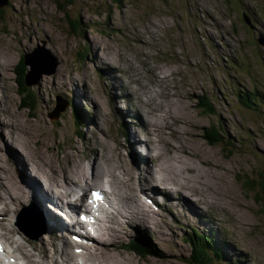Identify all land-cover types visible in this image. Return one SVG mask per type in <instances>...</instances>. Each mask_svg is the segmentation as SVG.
<instances>
[{"label":"rangeland","instance_id":"374dc122","mask_svg":"<svg viewBox=\"0 0 264 264\" xmlns=\"http://www.w3.org/2000/svg\"><path fill=\"white\" fill-rule=\"evenodd\" d=\"M114 1L74 0L71 11L66 12L65 9L64 12L53 0H9L8 6L0 11V72L4 75L0 78V102L4 107H0V121L5 126L16 124L14 129L0 128V143L8 141L10 149L17 151L21 148L12 140L9 132L25 148L30 144L27 139H22L23 132L36 131L35 137L44 139L37 144L39 150L34 143L35 138H31L32 152L21 150L28 154L29 161L32 159L40 167L43 162L41 158L51 155L66 165L87 166L90 155L91 160L95 159L96 146L101 157L108 156L113 163H120L115 156L117 152L127 155L132 161L130 150L125 149L127 140L129 143V136L137 140L145 137V129L137 126V118L134 122L138 124L124 129L122 122L126 119L122 118L121 122L118 111L126 118L127 113L135 116L134 109L142 112L149 109L136 98L144 95L135 79L138 78L144 86L148 85L145 90L157 97L152 101L157 102L151 108L160 103L162 111L167 112L168 116H178L174 112L179 109L175 101L182 102L181 96H186L183 104L185 110L181 112L182 118L179 120L186 122L181 128L185 134L179 136L168 130L169 141L175 146H181L183 141L197 156L199 164L196 159L190 160L202 167L212 184L211 189L218 195L222 207L207 204L202 196H197L201 199L200 203H206L210 208V228L221 235L212 232L220 238L226 237L230 244L236 240L248 252L242 253L231 246L230 260L237 258V264H264V194L260 186L254 191L246 187V182L251 179L262 180L259 174L264 171V0ZM60 2L64 3L63 0ZM243 7L254 25L253 29L241 14ZM76 19L81 20L82 28L74 32L70 23ZM90 22L95 24L92 30L84 27ZM39 45L48 51L47 69L52 67L53 61L58 63L56 73L42 75L39 80L37 76L31 78L32 82L38 80V84L29 87L25 97L28 100L30 92L38 100V105L32 101L35 109L31 105L18 107L23 100L19 94L22 87L18 81L21 58L25 51L32 52ZM95 56H103L99 60L103 63L96 65L92 62ZM107 62L119 68L116 72L118 82L109 77L104 80ZM165 70L168 75L173 74L169 81L161 79ZM157 72L162 73L161 78L155 77ZM74 73L79 80V88H83L86 82L93 89L96 100H91L92 96L88 92L90 99L86 102L82 100L85 111L89 113L85 130H80L74 124L67 106L66 111L56 116L68 104V94L63 93L64 84L70 81ZM110 86H121L120 90H116L120 100L115 99ZM249 91L257 96L253 97ZM128 92L133 95L130 96ZM37 94L43 99L39 101ZM169 94H176V98ZM207 98L213 102L215 111H207L206 105L202 104L206 103ZM59 100L61 107L58 106ZM99 102L101 105L103 103L102 110L97 109ZM241 102L260 106L261 109H246ZM121 107L124 109L121 110ZM6 111H11L14 118L11 114L7 116ZM54 112L56 114L53 117ZM97 124L103 127L102 132L96 128ZM215 127L223 132L224 140L229 138L228 143L232 140L231 145L224 141L214 145L208 141L206 134ZM224 127L228 132L224 131ZM97 136L105 138L108 145H96L94 150H90L88 141L95 142ZM46 139L50 149L44 144ZM133 146L137 151L138 147L135 144ZM150 156L146 154L148 159ZM143 159L140 155L142 173L150 166L146 158ZM7 169L3 174L0 172V186L6 191L7 188L3 187L6 180L1 179L2 175L4 178L11 175L20 178L9 165ZM136 187L141 189L140 186ZM209 192L207 190L206 194ZM25 204L31 207V203ZM172 213L180 220L178 223L172 216L168 217L177 225L180 243L184 235L194 237L191 228L201 230L205 237L210 234L197 225L198 217L190 222L185 219L189 220L186 214L185 218H180ZM215 217L221 220L220 224L212 221ZM12 219L7 223L11 229ZM18 237L13 235L15 241L22 243ZM130 239L131 236H128L125 243ZM152 240L158 246L157 238ZM162 247L166 248L164 245ZM135 249L131 243L123 251L115 247L114 257L126 258L134 264L216 262L208 253L204 254L202 261L185 242L179 248L183 251L167 249L174 254L169 252L163 260H141ZM15 256L20 257L17 254ZM56 259H61L58 254ZM20 262L23 264L24 260Z\"/></svg>","mask_w":264,"mask_h":264},{"label":"bare ground","instance_id":"6f19581e","mask_svg":"<svg viewBox=\"0 0 264 264\" xmlns=\"http://www.w3.org/2000/svg\"><path fill=\"white\" fill-rule=\"evenodd\" d=\"M96 46L97 45L94 46V51H96ZM102 57L95 56L92 62L96 65L99 63L102 64L103 62H99ZM118 69L119 68L107 62V65L104 67V70H107V72H104L105 77H109L112 81L116 82L118 80L116 75ZM160 74L162 73H155V77L161 78ZM162 75V80L169 81L173 74L168 75V72L165 70ZM2 76L4 75L0 72V78ZM78 82L79 80L74 73L70 81L65 82L64 92L68 93L70 98L83 99L85 102L87 99H90L88 97L89 94L92 96L91 100L96 102L93 89L90 88L86 82L83 88H79ZM135 83L140 86L139 90L143 92L145 97L139 96L136 98L149 109L145 112L134 109L136 113L134 114L137 118V122L140 124L139 126L141 128L143 127L142 124L145 126L146 137L143 141L148 145L149 150L152 152L153 159L155 160L153 166L150 167L147 165L148 169L145 170V175L140 171V168H138V151L133 149L134 144L141 146L142 142L136 140V138L132 136H130L129 148L131 151H129V155L134 157L136 164L134 160L130 161L127 155H123L122 153L118 154V152L115 156L120 163H113V160L108 158V156L101 157V153L97 151L96 145H108V143L105 138L102 139V137L99 136L96 137L95 142L92 140L88 141L90 145L89 149L94 150L96 146L95 150L97 153L94 150L95 159L92 160L90 159L91 155L90 157L86 156L88 157L87 166L83 164H77L75 166H71L70 164L66 165L61 162L60 159L57 160L55 155L41 158L43 161L41 167L38 166L36 162L32 161V159V162L29 161L28 154L21 153L18 150H27V153L28 151L32 152L31 143H33V141L31 142V138H35L34 143L36 146L40 141L44 140L40 136L35 137L36 131L29 133L23 132L22 139H27V142L30 144L25 146V148L22 142L9 132L12 140L16 141L21 148L17 151L10 149L8 141H5L3 144L0 143L1 174L6 171L9 165L13 170L18 171V175L21 179L13 175L7 178H4L3 175L1 176V179L3 178L6 180L3 182V187H6L7 191L3 190L4 188L0 186V191L2 192L0 193V240L3 241L6 248L12 249L13 253L19 255L20 259L25 261V264H80L78 262V255L85 261V264H134L126 258L119 256L114 257L116 255L114 249L118 247V250L123 251L125 240L128 236H131L134 240H138L141 238V234L157 238L160 244L158 251L161 254V256L153 255L142 257L141 260H146L148 258L163 260L167 257L169 252L170 254H174L172 251H166L167 249L172 248L178 250L180 246H183L178 242L180 235L177 225L172 219H168L169 216H172L178 223L180 222L172 211L180 218L181 216L185 218L184 215L186 214L189 216L190 221L198 217L201 225L206 226L210 212V208L207 204L221 206L217 199L218 195L216 196L213 189H211L212 184L210 185L208 175L203 171L202 167L200 168L198 166L199 162L196 159L197 156L186 147L183 141L181 146H175L168 138L170 136L168 130H171V133H176L179 136L185 134L181 128L186 122L184 120H179L182 118L181 112L185 110L183 104H185L186 96H181L182 102L175 101V103L179 105L178 111H174L178 116L172 114L168 116L167 112L162 111L160 103H157V107L151 108L152 104L157 102L154 101L152 103V101L156 100L157 97L153 95L152 92L145 90L148 85L144 86L138 78L135 79ZM111 89L114 94L116 90L121 89V86L111 87ZM125 89L128 88L126 87ZM128 93L130 96L133 95L131 92ZM169 96L176 98V94H169ZM3 97L7 99L5 95ZM115 98L117 100L116 95ZM187 98L189 99V97ZM102 106L103 103L102 105L101 102L97 103V109L102 110ZM93 111H95V109ZM29 113L35 115L32 111H29ZM5 114L9 116L10 114L12 115V112L6 111ZM12 117L14 118V115H12ZM66 117L67 116H65V118ZM82 122L84 123V121ZM125 122L131 128L132 122L129 120L128 116ZM172 124L175 126H172ZM58 126L57 123V127ZM15 127V123H10L5 126L4 123L0 121L1 129H14ZM96 128L100 129V132L103 131V127L99 124H97ZM44 144L49 146L48 149H50L47 139L44 141ZM125 149L128 150L127 148ZM38 150L37 146V151ZM185 154L186 156H183ZM121 156L122 161H120ZM145 158L147 161L149 160L147 157H144L143 160H145ZM190 159H196L198 164ZM31 172L34 173L32 174ZM89 179L92 182H90ZM104 179L107 180V184L111 189L109 199L111 203H114L111 204L112 210L106 213L105 220L95 222L92 235L86 238L87 242L83 243L84 247L79 249L75 246V244L80 243L78 240L74 241L70 239L67 233L63 237L59 235L65 230V225H63L62 218L54 214L52 210L55 208L61 209L62 207L60 204L62 202L66 203L65 205L73 203L72 197H74V189L76 188H82L86 192L90 189V191L93 189H101L100 186ZM143 184H146L145 188H143ZM136 185L138 187L140 186L141 189H137ZM93 186L98 188H94ZM146 188L153 196L164 195L167 199H171V201L169 203L166 202L159 211H155V208H153L151 204H148L149 202L145 198L146 194L143 195L142 199L141 194L137 192ZM207 190L211 192L206 194ZM174 196L177 198L174 199ZM197 196H202V199L207 204L200 203L201 199H198ZM83 198L88 199L87 195H83ZM31 200L35 204L29 205L36 210L37 213L35 217L39 218V221L44 227L37 228L47 234V238L43 237L38 241H27L32 249L39 251V253L28 250L22 243L15 241L12 235L16 230L19 233V230L16 228H9L7 224L11 213L14 214V217L20 214L26 221H30L33 216L30 213L28 215H23L20 211V207L25 206L24 203H28ZM181 202H183V204ZM222 210H224V208ZM161 211L163 212L161 213ZM168 213L170 215H168ZM185 219L189 221L187 218ZM212 221L217 224L221 223L220 219L216 217L213 218ZM178 227L180 226L178 225ZM57 238L63 241L62 247L56 244L55 240ZM161 245L166 246V248H163ZM231 246L242 253L248 254L236 240L231 242ZM51 248L53 249L52 252L50 251ZM67 248L70 249L69 252L66 251ZM77 249L80 251H77ZM178 251L183 250L179 249ZM38 254H41L40 257H37ZM56 254L59 255L61 258L60 260L56 259ZM10 256L11 252L8 251L6 259L10 260ZM109 257L113 258L107 260L106 258Z\"/></svg>","mask_w":264,"mask_h":264},{"label":"trees","instance_id":"16d2710c","mask_svg":"<svg viewBox=\"0 0 264 264\" xmlns=\"http://www.w3.org/2000/svg\"><path fill=\"white\" fill-rule=\"evenodd\" d=\"M53 1H55V3H56V5H57V7L60 9V10H64V12H65V9H67V11L66 12H70L71 11V9H72V5H73V2H74V0H63L64 1V3L63 4H61V2H60V0H53ZM114 1V0H113ZM115 1H117V2H123L124 0H115ZM114 1V2H115ZM70 25H71V28H72V30L74 31V32H77V31H79L82 27V24H81V20H79V19H76L74 22L72 21L71 23H70ZM84 27L87 29L88 27H90V28H94L95 27V24H92L91 22L89 23V24H85L84 25ZM89 28V29H90ZM21 68H20V71H19V81H20V84H21V86L23 87V89L26 87V72H25V65H24V63H23V59H22V61H21ZM23 66L25 67V68H23ZM23 68V69H22ZM23 72V73H22ZM25 90V89H24ZM207 101H206V103H202V104H204V105H206V110L207 111H214V108H213V105H212V103H211V99H209V98H207L206 99ZM212 130H210L207 134H206V137H207V139H208V141L209 142H211L212 144H214V145H217V144H219V141H222V134H221V131L220 130H218V129H216V127L215 128H211ZM259 176L262 178V180H253V179H251L250 181H248V182H246V186L249 188V189H255L256 187H258V186H260V188H261V191H262V193L264 194V171L262 172H260V174H259ZM262 200L264 201V197L262 198ZM196 233H197V231H196ZM202 237L200 236V235H198V233H197V235H195L194 236V238H188V239H186V242H191L193 245H194V248H193V250H194V252L196 253V254H198L199 256H200V259H202V261H204L203 260V256H204V253L205 252H203V247L201 248V246H200V244H201V242L200 241H198V239L200 240ZM197 242V243H196ZM202 245V244H201ZM207 244H206V242H205V246H206ZM196 246V247H195ZM152 254H154V255H156V256H161V254H160V252L158 251H156L155 250V252H152Z\"/></svg>","mask_w":264,"mask_h":264},{"label":"water","instance_id":"95a60500","mask_svg":"<svg viewBox=\"0 0 264 264\" xmlns=\"http://www.w3.org/2000/svg\"><path fill=\"white\" fill-rule=\"evenodd\" d=\"M9 0H0V9L5 7L8 4ZM46 50L43 48H37L33 53L25 55V63L30 67L29 75L27 80L31 77H40L42 74H53L56 70L57 63L54 64V68L47 69L46 65L48 64V59Z\"/></svg>","mask_w":264,"mask_h":264},{"label":"snow or ice","instance_id":"6c2138e0","mask_svg":"<svg viewBox=\"0 0 264 264\" xmlns=\"http://www.w3.org/2000/svg\"><path fill=\"white\" fill-rule=\"evenodd\" d=\"M92 197H93V201H96V200H99V199H100L99 193H97V192H93V193H92ZM80 218H81L82 220L87 219V217H84V216H81ZM74 239H77V240H78L77 237H74ZM78 242H79V240H78ZM77 251H80V250L77 249Z\"/></svg>","mask_w":264,"mask_h":264}]
</instances>
